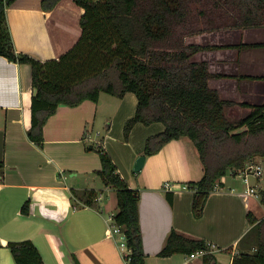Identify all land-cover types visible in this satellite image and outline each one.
Masks as SVG:
<instances>
[{
	"label": "crops",
	"instance_id": "1",
	"mask_svg": "<svg viewBox=\"0 0 264 264\" xmlns=\"http://www.w3.org/2000/svg\"><path fill=\"white\" fill-rule=\"evenodd\" d=\"M83 13L73 0H60L55 6L44 0H15L6 19L16 53L42 62L58 60L80 37ZM194 38L200 45L220 47L192 59L206 62L210 73L219 76L211 78L209 86L223 100L235 103L227 110L230 120L249 113L240 104L264 103V47L239 48L263 45L264 28ZM32 94L29 65L0 56V264H15L7 245L22 241L34 244L44 264H127L120 249L122 233H111L116 193L97 174L101 162L91 150L93 144L103 147L128 187L139 194L144 264H203V254L158 257L171 230L211 244L215 264H232L240 252L255 251V234L246 216L263 219L264 206L244 191L251 186L260 196L264 189L258 191L250 184V178L260 177L248 176L246 184L229 171L232 181L240 179L243 184L222 177L201 217L195 218L193 194L184 188L198 182L203 169L188 140L170 141L158 153L144 156L141 170L133 171L135 161L143 156L145 140L164 131L161 123L136 124L124 140V124L137 105L134 94H125L117 104L106 103L108 110L100 104L101 97L97 103L60 105L45 123L41 145L27 137ZM90 191L95 194L88 206L84 199ZM23 206L26 214L21 212Z\"/></svg>",
	"mask_w": 264,
	"mask_h": 264
},
{
	"label": "trees",
	"instance_id": "2",
	"mask_svg": "<svg viewBox=\"0 0 264 264\" xmlns=\"http://www.w3.org/2000/svg\"><path fill=\"white\" fill-rule=\"evenodd\" d=\"M15 0H0V56L29 65L31 69L30 141L43 142V128L60 105L75 107L97 103L101 94L137 99L134 115L123 127V137L136 124L161 123L164 131L145 140L143 156L158 153L173 140L186 139L195 149L203 169L198 182L186 184L193 194L192 213L202 215L209 195L229 171L242 172L255 158L264 160V103L250 106L247 115L232 121L227 110L235 103L223 100L210 88L208 64L193 61L203 51L196 36L219 31L264 28V0H73L84 11L79 19L80 37L58 60L40 61L16 53L7 25L6 10ZM55 6L60 0H44ZM263 45H242L252 49ZM230 48V47H226ZM100 156L102 182L116 193L113 224L130 250L127 264H144L139 228V194L128 187L103 147L93 144ZM2 168V164H0ZM94 192L85 205H92ZM264 202V191L260 193ZM27 213V207L21 209ZM247 221L255 234V251L240 252L232 264H264V218L251 213ZM15 264H44L31 241L10 242ZM226 249L224 251H230ZM203 253V264H215L210 244L171 230L158 257Z\"/></svg>",
	"mask_w": 264,
	"mask_h": 264
},
{
	"label": "built area",
	"instance_id": "3",
	"mask_svg": "<svg viewBox=\"0 0 264 264\" xmlns=\"http://www.w3.org/2000/svg\"><path fill=\"white\" fill-rule=\"evenodd\" d=\"M263 172H264V168L262 166H258V165H254V164L249 163L242 172L238 173V175L247 184L248 176L260 177V176H262ZM0 180H1V176H0ZM165 187L167 189H173V186H170V184H165ZM184 189H186V187ZM244 193L247 196H254L256 198L258 197V200L261 203V197L258 194H256V191H255V189L253 187L247 186V188L244 191ZM261 205L264 206V202L261 203ZM111 233L112 234H119L121 232H120V229L117 226L112 224ZM120 249H121L122 252H124V260L128 263L130 250L126 247L124 236H122V239H121V242H120ZM210 249L213 250V246L211 244H210ZM202 254H203L202 252H198L196 254L191 255L190 257L192 258L194 256L202 255Z\"/></svg>",
	"mask_w": 264,
	"mask_h": 264
},
{
	"label": "rangeland",
	"instance_id": "4",
	"mask_svg": "<svg viewBox=\"0 0 264 264\" xmlns=\"http://www.w3.org/2000/svg\"><path fill=\"white\" fill-rule=\"evenodd\" d=\"M199 41V40H198ZM100 97H101V99H100V104L102 105V106H105V104L107 103H109V102H112L113 104H117V103H120L121 101H120V99H117V98H115V97H112V96H109V95H106V94H101L100 95ZM106 107V106H105ZM107 108V107H106ZM107 110H108V108H107ZM238 120V119H237ZM232 121H235V120H232ZM99 124V126H98V128L100 127V132H102V125H103V123H98ZM97 125V124H96ZM95 131L96 130H94V133H95ZM104 131V130H103ZM103 134V133H102ZM103 136V135H102ZM94 152H96V151H94ZM97 153V152H96ZM98 154V153H97ZM253 162H254V164L256 163V165H258V166H262L263 168H264V165L262 164L263 162H264V160L263 159H261V158H255L254 160H253ZM248 165V164H247ZM227 175V177L230 179V183H235L236 185H238V186H240V185H242L243 184V182L240 180V179H236V181H232L231 180V178L229 177V176H231L230 174H226ZM250 184H252V185H255L256 187H257V190L259 191V190H263L264 189V172H263V175L262 176H260V179L257 181L256 179H253V178H250ZM261 193V192H260Z\"/></svg>",
	"mask_w": 264,
	"mask_h": 264
},
{
	"label": "water",
	"instance_id": "5",
	"mask_svg": "<svg viewBox=\"0 0 264 264\" xmlns=\"http://www.w3.org/2000/svg\"><path fill=\"white\" fill-rule=\"evenodd\" d=\"M144 161H145L144 156H140L139 158H137V160L134 163V167H133V171L135 173H137L141 170V168L143 167Z\"/></svg>",
	"mask_w": 264,
	"mask_h": 264
}]
</instances>
